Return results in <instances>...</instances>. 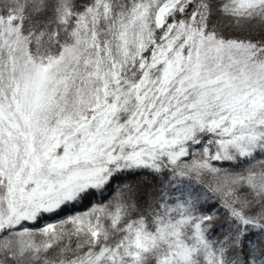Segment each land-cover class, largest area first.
Segmentation results:
<instances>
[{"label": "snow or ice", "instance_id": "1", "mask_svg": "<svg viewBox=\"0 0 264 264\" xmlns=\"http://www.w3.org/2000/svg\"><path fill=\"white\" fill-rule=\"evenodd\" d=\"M0 264H264V0H0Z\"/></svg>", "mask_w": 264, "mask_h": 264}]
</instances>
